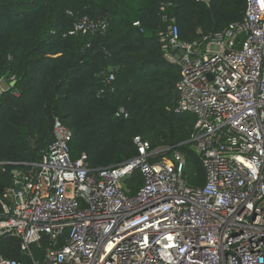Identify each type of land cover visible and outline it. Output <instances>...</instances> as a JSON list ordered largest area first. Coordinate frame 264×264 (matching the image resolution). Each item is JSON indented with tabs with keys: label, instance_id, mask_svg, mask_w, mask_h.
I'll list each match as a JSON object with an SVG mask.
<instances>
[{
	"label": "built area",
	"instance_id": "built-area-1",
	"mask_svg": "<svg viewBox=\"0 0 264 264\" xmlns=\"http://www.w3.org/2000/svg\"><path fill=\"white\" fill-rule=\"evenodd\" d=\"M164 18L162 49L181 72L175 111L196 117L189 142L205 184H188L179 151L158 159L167 148L140 135L137 156L91 168L86 152L71 157L73 132L56 118L47 152L0 191V237L21 238L22 249L50 242L35 264H264V0H246L241 20L191 42ZM99 26L84 18L70 33ZM13 82L0 78V92ZM136 170L143 184L129 195ZM0 264L22 263L0 255Z\"/></svg>",
	"mask_w": 264,
	"mask_h": 264
},
{
	"label": "trees",
	"instance_id": "trees-1",
	"mask_svg": "<svg viewBox=\"0 0 264 264\" xmlns=\"http://www.w3.org/2000/svg\"><path fill=\"white\" fill-rule=\"evenodd\" d=\"M245 10L246 0H0V78L15 77L0 92V191L13 184L15 169L47 152L56 118L73 132L71 157L86 152L91 168L137 156L140 135L167 148L158 159L179 151L188 184L203 186L202 157L189 142L196 117L175 111L181 72L162 49L164 16L191 42L241 20ZM84 18L105 27L71 34ZM125 184L134 195L140 171ZM49 246L45 236L28 249L15 235L0 237V255L22 264L43 261Z\"/></svg>",
	"mask_w": 264,
	"mask_h": 264
},
{
	"label": "water",
	"instance_id": "water-1",
	"mask_svg": "<svg viewBox=\"0 0 264 264\" xmlns=\"http://www.w3.org/2000/svg\"><path fill=\"white\" fill-rule=\"evenodd\" d=\"M184 53V50L183 49H180L179 51H178V54H176V59L177 60H179L180 59V56L182 55ZM15 84V82H13L12 83V85H14ZM36 141H35V139H32V146L35 148L36 146ZM19 189V187H17V190Z\"/></svg>",
	"mask_w": 264,
	"mask_h": 264
}]
</instances>
